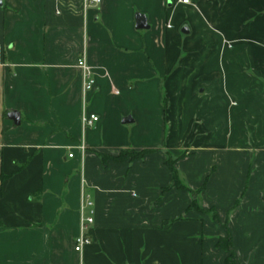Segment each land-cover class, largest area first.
<instances>
[{"label":"crops","instance_id":"crops-1","mask_svg":"<svg viewBox=\"0 0 264 264\" xmlns=\"http://www.w3.org/2000/svg\"><path fill=\"white\" fill-rule=\"evenodd\" d=\"M127 148L155 151L99 155ZM227 234L236 264H264V0H3L0 264H226Z\"/></svg>","mask_w":264,"mask_h":264},{"label":"built area","instance_id":"built-area-1","mask_svg":"<svg viewBox=\"0 0 264 264\" xmlns=\"http://www.w3.org/2000/svg\"><path fill=\"white\" fill-rule=\"evenodd\" d=\"M183 3H190V0H181ZM101 0H85V3H99ZM79 67L81 68L83 88L85 91H90L94 88L96 79L92 67L87 63L85 57L79 60ZM99 120V115L96 113L84 112L81 116V121L84 127L93 126ZM82 151H85V145L81 146ZM73 156V154H70ZM94 201L86 193L85 187L82 192V203L80 207V233L75 237V249L82 252L88 244L91 242V238L88 234L90 227L95 222L94 215L88 213V209H92Z\"/></svg>","mask_w":264,"mask_h":264},{"label":"trees","instance_id":"trees-1","mask_svg":"<svg viewBox=\"0 0 264 264\" xmlns=\"http://www.w3.org/2000/svg\"><path fill=\"white\" fill-rule=\"evenodd\" d=\"M154 151H155V149H153V148H141V149L127 148V149H122L118 154H108V153L100 152L99 155L101 156L103 163L107 164L110 160L124 161V160L128 159L130 161H133L136 159L144 158L147 154L152 153ZM185 155H186V153H183L181 156H185ZM179 157L180 156H174L173 154L168 152L167 157H166V161H165L167 166L171 170V173H172L173 186H175L177 188H182V189L188 190L192 195V203H191L190 207L196 208L200 211H204V209H202L198 205V196H199L200 191L202 189H199V190L191 189L183 181L178 169L176 168V164H175ZM213 217L215 218V220H218L217 214L214 213ZM218 244H219V246H222L223 248H225L226 250H228L230 252V255L227 258L226 264H236L233 260V256H234L233 255V246H232L230 234H227L226 236L221 237Z\"/></svg>","mask_w":264,"mask_h":264},{"label":"water","instance_id":"water-1","mask_svg":"<svg viewBox=\"0 0 264 264\" xmlns=\"http://www.w3.org/2000/svg\"><path fill=\"white\" fill-rule=\"evenodd\" d=\"M3 4V0H0V5ZM138 27L139 28H147L148 27V24L146 23V20L145 19H141L139 20V23H138ZM183 32H189V29L186 27H184L182 29ZM9 116L14 120V122L16 124H20L21 122V114L19 112H11L9 113ZM134 119L131 117V116H128V117H125L123 119V123H129V122H133Z\"/></svg>","mask_w":264,"mask_h":264},{"label":"rangeland","instance_id":"rangeland-1","mask_svg":"<svg viewBox=\"0 0 264 264\" xmlns=\"http://www.w3.org/2000/svg\"><path fill=\"white\" fill-rule=\"evenodd\" d=\"M1 6V5H0ZM143 123H146V121H142L141 119H140V124H143ZM133 123H126V125H132ZM139 124V125H140ZM143 128H145L144 126H142ZM138 130V129H137ZM135 135H136V137L140 140H147L146 138H147V136H146V134H140V132H137L136 131V133H135ZM161 142H163L162 141V138H160V143L157 145V146H161L162 144H161Z\"/></svg>","mask_w":264,"mask_h":264}]
</instances>
